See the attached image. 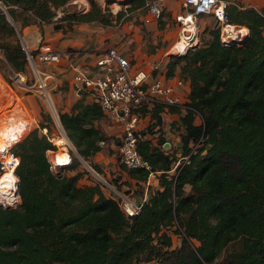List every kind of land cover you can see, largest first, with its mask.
<instances>
[{
    "label": "trees",
    "instance_id": "obj_1",
    "mask_svg": "<svg viewBox=\"0 0 264 264\" xmlns=\"http://www.w3.org/2000/svg\"><path fill=\"white\" fill-rule=\"evenodd\" d=\"M0 1L8 10H0V49L14 71L25 72L28 60L16 38L18 29L37 24L43 31L52 24L66 33L81 22L115 26L132 11L148 9L150 0H131L116 13L97 0H87V10L73 11L65 9L72 0ZM227 12L231 23L249 28L245 43L226 44L220 28H205L207 40L170 57L167 74H174L179 65L191 86L190 107L180 119V156L176 149L170 153L172 147L163 149L148 138L140 141L142 155L161 172L158 187H149L135 215H127L101 183L80 185V173H55L47 158L55 144L32 130L37 122L20 136L0 135V156L18 141L12 152L20 157L15 175L21 201L17 207L0 205V264H205L202 259L212 262L216 243L226 253L214 264H264V5L258 9L229 2ZM163 14L158 18L161 29ZM11 36L16 43L2 41ZM0 78L6 83L0 87L1 113L15 90L1 69ZM80 99H86L85 94ZM91 102L86 116L64 112L62 123L70 130L97 131L91 123L85 126L88 117L106 115ZM164 108H152L151 127L161 124ZM168 109L181 112L176 106ZM99 131L98 141L73 138V131V137L67 134L86 161L100 150V140L110 138ZM165 142L161 138L160 143ZM186 155L171 173L175 161ZM78 163L74 159L67 167ZM91 164L101 172L99 165ZM130 171L147 180L148 170ZM176 225L182 241L173 247L165 229Z\"/></svg>",
    "mask_w": 264,
    "mask_h": 264
},
{
    "label": "built area",
    "instance_id": "obj_2",
    "mask_svg": "<svg viewBox=\"0 0 264 264\" xmlns=\"http://www.w3.org/2000/svg\"><path fill=\"white\" fill-rule=\"evenodd\" d=\"M228 3V0H184L185 13L177 16L178 21L182 24L181 31L190 24H193L196 29L195 35L192 36L191 33H188L187 36H192V39L188 41V46L185 47L184 52L196 44L198 34L195 20L203 13H209L215 17L219 24L223 42L230 45H233L232 40H236V44L239 45L243 43L249 34V30L242 31L241 26L230 22L227 12ZM147 6L157 19L161 17L164 7L160 0H150L147 2ZM0 10L8 14L7 7L1 1ZM188 18H191L189 22L187 21ZM233 25L237 27V30H231ZM192 32L194 31L192 30ZM232 33L234 34L231 35ZM179 41H184L182 32L174 46ZM23 49L34 77L30 82H27L29 78L25 72L12 71V84L24 88L28 94L41 93L53 102L52 93L61 85V77L64 73L58 67L66 58L65 70L72 72L71 79L78 96L89 94L101 106L106 115L122 125L123 135L118 150L121 165L128 169L148 170L147 181L149 182L151 177L161 172L154 170L150 161L139 150L140 141L146 138V135L143 134L145 128L139 126L140 115H142L140 109L146 107L150 110L157 104L165 107L176 106L184 110L190 107L189 100L184 101L180 98L175 84L170 82L166 75H157L154 71L148 72L144 69L135 68L131 60L123 55L117 47L94 52L93 62L88 64L73 62L71 54L74 50L60 51L44 40H40L35 48H30L27 44L24 45ZM174 53L180 55L181 51ZM99 143L103 145L105 140H100ZM10 155L15 166H17L19 162L16 159L19 157L14 153H10ZM181 159L187 160L188 155L178 159L177 163L173 165V171L178 168ZM0 166L5 171V161L2 157H0ZM100 179H102L101 176ZM105 184L109 192L112 193L110 196L118 201L127 215L133 216L140 211L145 199L139 201L127 190L110 181H105Z\"/></svg>",
    "mask_w": 264,
    "mask_h": 264
},
{
    "label": "crops",
    "instance_id": "obj_3",
    "mask_svg": "<svg viewBox=\"0 0 264 264\" xmlns=\"http://www.w3.org/2000/svg\"><path fill=\"white\" fill-rule=\"evenodd\" d=\"M85 1L87 2V0ZM125 1L128 0H105V4L107 5L111 2H117L120 5L124 4ZM160 1L164 7L163 11L167 14L164 21L165 26L162 29L159 27V20L150 10L136 9L131 12L129 19H127L124 23H119L115 26H102L95 22H81L76 24L72 31L64 33L60 29H55L52 24L44 25L43 31L39 25L31 24L24 27V33L32 46H36L40 40H44L48 41L57 50L64 51L69 48L74 50L75 53L71 57V60L80 64H88L93 62V53L96 51L105 50L110 47H117L123 55L131 60L135 68L144 69L148 72L154 71V73L157 75H166L168 80L175 84L177 94L180 96V98L184 101H188L190 100V81L182 77L180 66L178 65L175 68L173 71L174 74H167L169 71L168 63L170 57L175 54L173 47L176 41L174 42L173 40H178L179 32H182L183 34V31H181L182 24L180 21H178L177 16L179 14L185 13L183 4L184 0ZM235 1L243 2L246 0H228V2ZM124 5L126 6L127 3ZM263 5L264 0L260 2L254 1L252 4V6L258 9L259 6L262 7ZM211 16L213 15L209 13H203L196 18V21L197 19H200V24L205 26V22H208L209 24V17ZM197 28H199V24H197ZM246 29L249 30V28ZM161 40L164 42H170L172 52H170V50L165 51L163 46L161 48L156 47V51L148 50L150 44L153 42L157 44V41ZM199 42L200 40L197 39L195 43L198 45ZM184 53L186 52H183L180 55ZM175 55L179 56V54ZM66 65L67 59L64 58L58 68L64 72L62 75L68 78L69 75L72 76V72L65 70ZM74 95L80 98L76 91L74 92ZM85 97L89 101H94L89 94H85ZM151 110L152 109L145 112L144 117L140 115L139 126H142L143 128H147V125L151 126ZM180 110L181 112H171L168 107H165L161 112V124H158L154 128L155 131H158V133H161V131L165 130L164 136L166 138V142L164 143V146L166 145L169 148L173 147V150L177 148V151H180L181 145V137L179 133L183 130L180 119L181 115L185 113L184 109L180 108ZM35 120L36 118L34 117L33 113L26 106L19 94H15L14 97L10 99L6 110L0 113V135L5 137L10 135L20 136L35 122ZM195 121L197 124H201L202 118L197 116ZM174 123L177 127H179L178 130L173 128L172 124ZM109 124L110 123H103L101 126L102 130L105 131L106 134L122 130V125L117 121L111 125ZM171 127L173 129H170ZM63 137H66V135H63ZM146 138L152 140L153 143L155 142V140L152 137L150 138V136L148 137L146 135ZM106 169L107 170H103L108 171V167H106ZM105 171L104 173H106ZM129 178L133 182H139L143 184H145L147 181H140L135 177ZM147 183H149V181H147ZM144 189L145 192L143 196H141V198H137L139 201H142L148 197L149 188L145 187Z\"/></svg>",
    "mask_w": 264,
    "mask_h": 264
},
{
    "label": "rangeland",
    "instance_id": "obj_4",
    "mask_svg": "<svg viewBox=\"0 0 264 264\" xmlns=\"http://www.w3.org/2000/svg\"><path fill=\"white\" fill-rule=\"evenodd\" d=\"M97 1L104 7L108 6L114 12H117L118 10L125 7L124 4L119 5V3H117V2H113V3L111 2V3L106 5L105 0H97ZM254 1L260 2L262 0H248V1L246 0L243 2L242 1H237V2H239L243 6H252ZM262 7L259 6L260 9ZM65 9H67V10H85V9H89V4L85 0H72L67 6H65ZM145 10L149 11V9H145ZM60 14H62V11H59V15ZM166 16H167V14H166V12H164L163 18H161L160 20L165 21ZM209 19H210L209 24H208V22H205V24H206L205 26H202L200 24V19H197V21L195 20V23L199 24V28H197V34H198V39L200 40V42L202 39L205 41L209 38V34L204 31L205 28H219V24H218L217 20L215 19V17L211 16V17H209ZM185 26H187V25L185 24ZM239 26H241L242 28L246 27L245 25H239ZM246 28H248V27H246ZM179 36H180V32H179ZM14 38H15L14 36H11L9 38L4 37L2 39V41H9L10 43H16L17 41ZM16 38H18L19 43H20V47H22L23 51H24V49H23L24 45H27V44L29 45L30 48H35V46H32L31 43L29 42V39L26 37V35L24 33V28L21 30L18 29ZM173 41L175 42L176 39ZM171 43H173V42H171ZM162 46L165 49V51L170 50V52H172L170 42H164L162 40L157 41V44L154 42L152 44H150L148 50L153 51V50H155L156 47L161 48ZM69 50H71V49L69 48ZM74 52L75 51H73L71 56L74 55ZM26 65L27 66H26L25 73L27 74V76L29 78V79H27V82H30L31 79L34 77V74H33L31 67L29 66V63H27ZM0 67H1L0 69H1L2 73L5 75L6 79L9 81L11 87L15 90V94H19V96L25 102L26 106L30 109V111L33 113L34 117L36 118L35 122H37L38 125H37V127L33 128L32 130L38 129L39 134L40 135H46V137L49 138V140H50L49 136L52 135L53 131H54L53 138H55V139H58L59 137L66 135V134H68L70 136L71 135L70 131H73L74 137H73V135H71L73 138L79 137V139H82V140H86V139L90 138V139H96L98 141V139H99L98 136L101 133L99 131V129L100 128L102 129V127H101L102 124L103 123H107V124L110 123L109 125H111L115 122V121H113L114 119L112 120V118L109 116L103 115V116H99V117L96 116L95 117V115H90L88 117V123H86L85 126H90L91 124H93V128H95L97 131L91 130L90 132H85L82 127H79V128L74 127L72 130H70L66 125H64L62 123L61 114L64 112L70 113V114L82 113V115L86 116V113L88 110V109H86V105L88 103H92L91 101H89L87 99H80L74 95L75 87L72 83L71 75H69L68 78H66V76H64V75H63V77H61L62 78L61 85L57 88L56 91H54L52 93L53 102H51L50 100L47 99V97H45V95H43L41 93L28 94V93H26L27 90H25L24 88L11 83V73L14 70L12 69V67L7 62V60L4 57L1 49H0ZM25 79H26V76H25ZM3 85H6V83L0 78V87ZM145 112L146 111H144L142 113V117H144ZM89 123H91V124H89ZM148 126L149 125H147V128L145 127L143 134L147 135L148 137L150 136V138L152 137L155 140L154 145H157L163 149L164 148L169 149V147H167L166 145L164 146L160 143L161 138L166 139L164 136L165 130L161 131V133H158V131H155L154 128H152L151 126H149V127ZM172 126H173V128H176L175 130L179 129V127H177L175 125V123L172 124ZM173 128L171 127L170 129H173ZM107 135H109L110 138L108 140H105V144L101 145L102 147L100 148L98 153H95L96 155L94 154L90 157V161L92 163H96L97 165H99V167L101 168V172L99 170H97L96 168H94L90 161H86V160L84 161L83 158L79 154L78 147L75 146L74 144H71L67 138L66 139L68 140L69 145H67L66 148H64V149L58 145L59 151L57 150L54 153H49V158L54 162H62V164L70 162V165H71V162L74 161V159L77 160V158H78L80 161L82 160L81 164L78 163V165L72 169H68V167H65L62 172L66 173L68 175H74V174L80 173V176H79V184L80 185L94 184V183L100 184L101 183L103 188L105 189V191L109 195L112 193L109 192V190L107 189L105 181H110V182L118 185L119 187L127 190V192L132 194V196H134L136 199L141 198V196H143V194L145 192L144 191L145 187H148V188L152 187V186L154 188L158 187V184H159L158 176H159V174H156L154 177H151L150 182L147 183V181H146L145 184L139 183V182H133L130 180L129 177H135V176L132 175V172L130 171V169L121 165V163L119 162V151L118 150H119V146H120L121 140H122V135H123L122 130L114 131L112 133H108ZM97 137H98V139H97ZM0 143L2 144L1 140H0ZM14 145H12V147L9 149L10 153H13L12 148ZM55 148H57L56 145L53 148H50L48 150L55 149ZM6 150H8V149L5 147L4 153ZM171 151L173 152V147H172V149H170V153L174 154ZM47 152H46V154H47ZM177 152L179 153L180 151L178 150ZM17 156L19 157V155H17ZM179 156H180V153H179ZM71 157H72V161H71ZM47 158H48V154H47ZM177 161L178 160H176L175 163H177ZM19 162H20V157H19ZM18 164H17V166H18ZM106 167H108V171H105V170H107ZM102 169H105V170H102ZM15 171H16V169H15ZM103 171H105L106 173H102ZM3 172H4V169H2L0 166V174ZM173 172L174 171L171 170V173H173ZM100 176L102 177L103 180L100 179ZM144 185H146V186H144ZM187 188L189 189V186H187ZM20 202L14 207H17L20 204ZM177 227H178V225L165 229V231L170 233V235L172 236L173 247L180 246L181 241H182V234L175 232V229ZM225 250H226V248L221 249L217 243L212 245V251H213L212 262L205 261L203 259H202V262L205 264L219 263L226 253ZM151 263H154V262H151Z\"/></svg>",
    "mask_w": 264,
    "mask_h": 264
},
{
    "label": "bare ground",
    "instance_id": "obj_5",
    "mask_svg": "<svg viewBox=\"0 0 264 264\" xmlns=\"http://www.w3.org/2000/svg\"><path fill=\"white\" fill-rule=\"evenodd\" d=\"M191 18H188L187 21L189 22ZM232 27L233 28H231V27H229V28H231V30H233V29L234 30H237V27L236 26L233 25ZM244 29L248 31V29H246V28H242L241 30L243 31ZM192 30L194 32H192ZM195 31H196V29L193 26V24L188 25L187 28L185 27V29L183 30V34H182V38H183L184 41H179L173 47L174 48V51H176V52L181 51V53H183L185 51V49H186L185 47L188 46V41H190L192 39V36L196 34ZM188 33H191L190 35H192V36H187ZM233 34L234 33H232L231 35H233ZM61 137L63 138L62 141L59 140V139L53 138V136L50 137V140L57 147L59 145L63 149L66 148L67 145H69L68 144V140H69V142L71 144H73L70 141V139L68 138L67 134H66V137H67L68 140L66 139V137H63V136H61ZM56 151L55 150H49L48 151V158H49V153H54ZM8 152H9V150H6L5 153H3L1 155V157L5 161L6 170L0 175V204L2 206H4V207L11 208V207L16 206L20 202V196H19V193H18V178L15 175V168H16V166H15V164L13 162L12 156ZM16 160L19 162V159L18 158ZM49 161H50V163L52 165V170L55 173H57V174L62 173V170L70 164V162L63 163V164H62V162H54L50 158H49Z\"/></svg>",
    "mask_w": 264,
    "mask_h": 264
},
{
    "label": "water",
    "instance_id": "obj_6",
    "mask_svg": "<svg viewBox=\"0 0 264 264\" xmlns=\"http://www.w3.org/2000/svg\"><path fill=\"white\" fill-rule=\"evenodd\" d=\"M113 1H114V0H113ZM129 1H130V0H128V1H125V2H124V4H126V3L128 4V2H129ZM248 37H249V34L247 35V37H246V39L243 41V43H245V42H246V40L248 39ZM231 43H232V44H236V43H237V41H236V40H232V41H231ZM243 43H242V44H243ZM195 45H197V44H195ZM195 45H194V46H195Z\"/></svg>",
    "mask_w": 264,
    "mask_h": 264
},
{
    "label": "clouds",
    "instance_id": "obj_7",
    "mask_svg": "<svg viewBox=\"0 0 264 264\" xmlns=\"http://www.w3.org/2000/svg\"><path fill=\"white\" fill-rule=\"evenodd\" d=\"M4 207V206H3Z\"/></svg>",
    "mask_w": 264,
    "mask_h": 264
}]
</instances>
